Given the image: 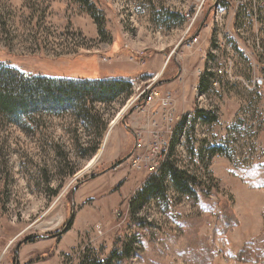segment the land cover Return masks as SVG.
<instances>
[{"label":"rangeland","instance_id":"obj_1","mask_svg":"<svg viewBox=\"0 0 264 264\" xmlns=\"http://www.w3.org/2000/svg\"><path fill=\"white\" fill-rule=\"evenodd\" d=\"M195 1L0 0V67L132 85L96 105L103 129L71 110L0 114V264H241V248L264 264V28L248 0H210L190 25ZM150 81L182 103L165 152L195 181L184 193L164 176L130 212L152 172L130 168L144 100H129Z\"/></svg>","mask_w":264,"mask_h":264},{"label":"trees","instance_id":"obj_2","mask_svg":"<svg viewBox=\"0 0 264 264\" xmlns=\"http://www.w3.org/2000/svg\"><path fill=\"white\" fill-rule=\"evenodd\" d=\"M131 82L124 78H80L75 80L41 76H26L9 67H0V114L18 124L22 117L31 113L48 112L57 115L75 113L77 119L99 122L105 128L106 122L96 110L99 103H111L131 92ZM199 116L207 113L198 111ZM210 120H215L211 115ZM181 123V122H180ZM126 127L127 125L124 124ZM126 129H129L127 126ZM101 136V132L98 133ZM172 137V135H171ZM98 141L91 148L94 153ZM170 144V143H169ZM165 154L158 169L150 174L142 188L129 201L128 211H133L145 196L163 195L164 176H168L174 187L184 193H190L195 177L181 170L169 161ZM75 171H71L73 174ZM225 207V206H224ZM123 244L117 245L112 254H124ZM126 247V246H124ZM121 252V253H120ZM235 259L243 264L250 259L241 248ZM109 260V259H108ZM32 262L28 260V263ZM100 264V263H99Z\"/></svg>","mask_w":264,"mask_h":264},{"label":"built area","instance_id":"obj_3","mask_svg":"<svg viewBox=\"0 0 264 264\" xmlns=\"http://www.w3.org/2000/svg\"><path fill=\"white\" fill-rule=\"evenodd\" d=\"M210 0H196L188 12L190 25L195 19L202 15L203 8ZM216 3V0H213ZM247 1V0H245ZM243 3V1L241 2ZM250 16L247 21L264 28V0H248ZM197 42V36H193L185 41L186 47H191ZM231 67V62L226 64V68L216 70L219 74L227 72ZM224 69V70H223ZM154 80V77L153 79ZM152 81L139 84V98L143 96L144 105L139 108V112L144 120L135 119L134 122V151L129 157L131 169H139L145 166L149 172H155V163L160 158H165V150L162 149V139L169 130L170 122L174 121L180 111L177 107V98L173 93L167 91L160 93L152 88ZM218 82L214 80V85ZM160 117L159 119L157 117ZM170 159V158H167ZM120 215V213H118Z\"/></svg>","mask_w":264,"mask_h":264},{"label":"bare ground","instance_id":"obj_4","mask_svg":"<svg viewBox=\"0 0 264 264\" xmlns=\"http://www.w3.org/2000/svg\"><path fill=\"white\" fill-rule=\"evenodd\" d=\"M186 11H188V10H186ZM184 12V17H185V19L190 23V20H189V15H188V12ZM158 74V73H157ZM157 74H155V77H157L158 75ZM212 83L214 84V80L212 81ZM139 90V89H138ZM138 92V91H137ZM139 98V94L138 95H136V96H134V97H131V99L129 100V102H135L136 101V99H138ZM142 99V98H141ZM125 109V107H123V109L122 110H124ZM122 110H121V112H122ZM121 112H119L118 113V116L121 114ZM124 112V111H123ZM119 118V117H118ZM180 119V118H179ZM181 120V119H180ZM171 135H172V132H171V134H170V137H171ZM168 136V135H167ZM170 137L168 138V139H166V138H163L162 139V149L163 150H165V151H167L166 150V148L168 147V145H169V139H170ZM165 154H166V152H165ZM95 158H96V156L95 157H93L91 160H89L88 162H87V164L84 166V168H87V167H89L90 165H92V163L95 161ZM159 163H160V161H156V163H155V171L158 169V166H159Z\"/></svg>","mask_w":264,"mask_h":264},{"label":"crops","instance_id":"obj_5","mask_svg":"<svg viewBox=\"0 0 264 264\" xmlns=\"http://www.w3.org/2000/svg\"><path fill=\"white\" fill-rule=\"evenodd\" d=\"M162 72V67L158 70V72L157 73H161ZM111 76V75H110ZM177 107H178V110L182 113V103L181 102H178L177 101ZM158 119L160 118L159 116L157 117ZM117 128H119V129H122L120 126L119 127H117Z\"/></svg>","mask_w":264,"mask_h":264},{"label":"water","instance_id":"obj_6","mask_svg":"<svg viewBox=\"0 0 264 264\" xmlns=\"http://www.w3.org/2000/svg\"><path fill=\"white\" fill-rule=\"evenodd\" d=\"M117 163H114V165L113 166H115ZM67 221H69V220H67ZM16 253V252H15ZM17 254V253H16Z\"/></svg>","mask_w":264,"mask_h":264}]
</instances>
